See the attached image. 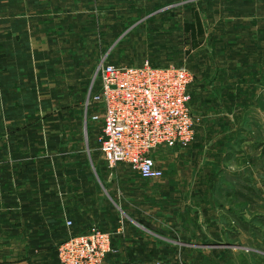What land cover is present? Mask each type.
Here are the masks:
<instances>
[{"label": "crops", "instance_id": "1", "mask_svg": "<svg viewBox=\"0 0 264 264\" xmlns=\"http://www.w3.org/2000/svg\"><path fill=\"white\" fill-rule=\"evenodd\" d=\"M213 2L209 15L225 22L205 28L204 41L190 53L196 139L185 149L162 153L166 174L159 187L139 191L138 174L117 173L128 180V193L108 197L128 212L125 222L113 216L112 206L82 204L89 190L87 104L85 127L44 122L64 112L56 99L79 97L90 77L91 57L84 54L88 23L74 10L79 4L0 0V99L12 101L0 112V195L6 203L1 262L57 264L51 248L94 224L113 235L114 251L105 264H155L160 256L167 260L162 264H183L178 246L190 234L213 244L239 234L245 248L264 259L254 238L257 230L264 238V142L254 122L264 114L257 103V84L264 81V0ZM195 14L204 20L194 10L193 21ZM221 29L225 41H214ZM68 218L74 220L71 228ZM171 252L175 262H168Z\"/></svg>", "mask_w": 264, "mask_h": 264}, {"label": "rangeland", "instance_id": "2", "mask_svg": "<svg viewBox=\"0 0 264 264\" xmlns=\"http://www.w3.org/2000/svg\"><path fill=\"white\" fill-rule=\"evenodd\" d=\"M75 4H79V9L75 8L74 10L83 14V23H88V36L86 38L89 48L84 50V54L91 57L92 65L86 66L90 77L88 82L83 83L81 86L83 91L79 93V97L72 96L70 99L68 97L56 99L57 106L60 109H65L64 112H58L57 115L48 118V120L42 117V119H45L44 122L79 123L85 127L84 116L87 104V91L90 86H92L90 89L95 90L99 84L96 79V71L102 60L107 59L108 62L136 64L147 58L159 64H183L189 67L192 65L190 62L192 38L190 33L186 31L185 26L188 22L193 21L192 13L194 10L202 13L207 31L212 30L215 23H218L216 24L218 27L219 22L224 21L213 19L209 15L211 6L216 5L215 2L210 4L209 0H74ZM220 4H223V1ZM219 32L221 34L217 36V39L213 36V40L218 42L225 41L227 36L223 35V29L219 30ZM257 90L259 93L258 106L264 107V81L257 84ZM75 102H81V104L76 105ZM8 104H12L11 99L9 101L8 99H0V112L2 107L7 108ZM47 105L50 106L48 103ZM72 107H78L79 109H73ZM262 116H258L254 122H256L259 128L260 136L258 135V138L264 142V114ZM31 118L32 116L30 118L26 116V119ZM88 123V137L90 140L88 152L89 190L86 196H82V204L89 205L94 209L104 207L109 209V206H112L115 212L113 216H117L121 220L128 222V212L126 213L124 209H120V206H116L112 202V197L119 193H128V187L125 185L128 180L118 178L117 173L130 172L132 169L123 164L113 169L109 168L102 158L99 144L95 143L100 133L101 124H94L90 120ZM83 146L85 147V145ZM168 151L169 149L162 153H168ZM83 154H86V152ZM1 170L0 163V175L2 173ZM112 172L113 176L111 177L110 174ZM160 182L162 180L153 182L137 178L136 187L139 191L151 190L159 187ZM108 195H111L112 201ZM5 205V200L3 201L0 195V218L2 213H5L1 211L2 208H5ZM259 217V215H256V221ZM250 224L253 227L254 225L258 226L253 221ZM93 227L98 226L94 224L91 228ZM261 232L264 235V230H261ZM191 236L193 235H185V240L191 243H200L201 245L192 246L181 243L182 246H178L179 262L181 260L183 264H258V260L260 259L258 256L257 260V255L255 256L252 251L245 248L246 244L242 242L239 234L230 236L228 242L214 244L204 241L198 242L199 240H203V237L199 236L198 238L193 236L194 238L191 239H194V241H192L190 239ZM111 237L113 242V235ZM169 238L177 239L173 234ZM254 238L258 242L259 248L264 249V238H261L258 230ZM66 240L55 244L51 248L56 251L57 264H65L60 254V248ZM45 246H49V244L45 243ZM173 248L175 251L176 247ZM113 251L114 244L112 245L111 253ZM176 257V253L171 252L168 262L172 260L175 262ZM164 262H167L166 258H161L160 256V259L155 264H162ZM9 263L15 264L16 261ZM263 263L264 259L261 258L259 264ZM0 264H6V262L0 261ZM27 264H31V262Z\"/></svg>", "mask_w": 264, "mask_h": 264}, {"label": "built area", "instance_id": "3", "mask_svg": "<svg viewBox=\"0 0 264 264\" xmlns=\"http://www.w3.org/2000/svg\"><path fill=\"white\" fill-rule=\"evenodd\" d=\"M96 79L99 84L87 99V117L101 124L97 143L102 158L109 168L123 164L143 180H162L166 168L161 153L185 149L196 139L191 107L195 73L183 64L104 59ZM66 224L71 228L74 220L68 218ZM112 245L109 233L93 227L87 233H70L60 254L65 264H105Z\"/></svg>", "mask_w": 264, "mask_h": 264}, {"label": "trees", "instance_id": "4", "mask_svg": "<svg viewBox=\"0 0 264 264\" xmlns=\"http://www.w3.org/2000/svg\"><path fill=\"white\" fill-rule=\"evenodd\" d=\"M194 21L186 24L185 29L191 34L192 45H196L198 42L204 41L206 37L205 25L199 16V14L194 15ZM153 64L161 65L153 60H150ZM180 65V64H179Z\"/></svg>", "mask_w": 264, "mask_h": 264}, {"label": "water", "instance_id": "5", "mask_svg": "<svg viewBox=\"0 0 264 264\" xmlns=\"http://www.w3.org/2000/svg\"><path fill=\"white\" fill-rule=\"evenodd\" d=\"M182 244H185V245H201L200 243H191V242H183Z\"/></svg>", "mask_w": 264, "mask_h": 264}]
</instances>
